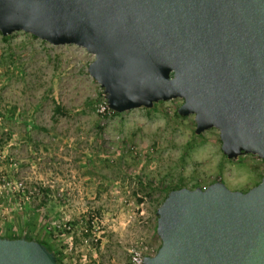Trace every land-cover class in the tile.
I'll use <instances>...</instances> for the list:
<instances>
[{"label": "rangeland", "instance_id": "374dc122", "mask_svg": "<svg viewBox=\"0 0 264 264\" xmlns=\"http://www.w3.org/2000/svg\"><path fill=\"white\" fill-rule=\"evenodd\" d=\"M93 59L77 44L0 32V234L22 232L39 205L48 217L29 233L62 250L65 264H133L134 250L153 255L161 244L155 211L165 186L220 178L246 191L264 159H228L218 129L197 134L194 115L177 112L181 98L105 113L87 72Z\"/></svg>", "mask_w": 264, "mask_h": 264}, {"label": "water", "instance_id": "95a60500", "mask_svg": "<svg viewBox=\"0 0 264 264\" xmlns=\"http://www.w3.org/2000/svg\"><path fill=\"white\" fill-rule=\"evenodd\" d=\"M23 30L94 55L88 74L113 112L181 98L195 133L218 129L228 159H264V0H0V32ZM161 244L143 264H264V174L169 191ZM0 264H62L34 238L0 235Z\"/></svg>", "mask_w": 264, "mask_h": 264}, {"label": "trees", "instance_id": "16d2710c", "mask_svg": "<svg viewBox=\"0 0 264 264\" xmlns=\"http://www.w3.org/2000/svg\"><path fill=\"white\" fill-rule=\"evenodd\" d=\"M54 111L55 112H59L60 111V105L59 104H55V106H54ZM108 113V114H112V115H114L115 114V112H113V111H111V110H107V111H105V113ZM181 186L180 185H169V186H165L164 187V191H165V194H164V197L166 196V194L169 192V191H171V190H173V189H175V188H180ZM164 197H163V199H164ZM162 199V200H163ZM0 202H2V201H0ZM22 205H20L19 206V210H21V207ZM158 207V206H157ZM24 208V207H23ZM22 208V209H23ZM39 209H40V206L38 205V209H36V207L35 208H31V209H28L27 211H26V214H27V216L25 217V219H24V225H23V228H21L23 231L22 232H16L15 230H13V231H10V233L9 234H0L1 236H10V237H19V236H21V235H25L27 238H34V239H36L37 241H40V242H42V243H44L47 247H48V249H50V250H53L54 251V253H55V255L57 256V259H59L60 261H61V263L62 264H65L64 262H63V260H62V250H56V249H54V246H50L46 241H43V240H40V239H38V238H35L31 233H29L30 231H29V228H30V226H32V224H33V221L37 218V219H39L40 217L42 218V219H46L47 217H48V210L46 211V213L45 214H43V213H41V211H39ZM24 211V212H25Z\"/></svg>", "mask_w": 264, "mask_h": 264}, {"label": "built area", "instance_id": "2783aa9c", "mask_svg": "<svg viewBox=\"0 0 264 264\" xmlns=\"http://www.w3.org/2000/svg\"><path fill=\"white\" fill-rule=\"evenodd\" d=\"M143 256L140 254L138 250H134L132 252V263L133 264H143L142 263Z\"/></svg>", "mask_w": 264, "mask_h": 264}]
</instances>
